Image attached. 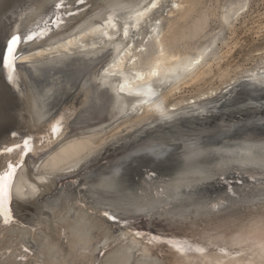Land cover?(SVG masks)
Returning a JSON list of instances; mask_svg holds the SVG:
<instances>
[{
  "label": "bare ground",
  "instance_id": "bare-ground-1",
  "mask_svg": "<svg viewBox=\"0 0 264 264\" xmlns=\"http://www.w3.org/2000/svg\"><path fill=\"white\" fill-rule=\"evenodd\" d=\"M22 1L17 32L50 31L21 44L18 93L0 71V173L23 162L12 184L15 221L0 217V264H261L264 133L218 143L179 137L175 167L127 183L118 181L121 165L138 150L158 159L167 132L103 153L133 130L198 121L189 129L203 131L212 119L230 130L235 114L264 120V96H250L264 92V47L251 68L230 60L248 1L67 0L60 8L59 0H0L1 21ZM236 90L249 97L224 103ZM11 123L18 136L5 130ZM9 145L20 147L2 153ZM105 210L159 239L135 236ZM168 240L206 252L182 254Z\"/></svg>",
  "mask_w": 264,
  "mask_h": 264
},
{
  "label": "water",
  "instance_id": "water-1",
  "mask_svg": "<svg viewBox=\"0 0 264 264\" xmlns=\"http://www.w3.org/2000/svg\"><path fill=\"white\" fill-rule=\"evenodd\" d=\"M25 7L23 1L20 3H17L13 6V12L14 14H11L8 21L5 20V18L1 21L2 16H0V55H5L6 56V45L9 41V39L11 38V36L15 33H18L16 30V19L19 18L22 9ZM30 31L25 32L24 34H29ZM31 34V33H30ZM20 47L21 45L18 47L17 49V57L20 55ZM16 64H17V59L15 61V68L14 71L9 73V71L3 67L2 64H0V71L2 72V78L5 81V83L9 86L12 87V91H14L15 93H18L17 91V87L12 85L14 84V79H15V75H16ZM11 76V79L9 78ZM244 115L242 116H238V115H233L232 116V120L234 119V121L236 119H240L243 118ZM252 113L250 114H245L244 117H250L248 119V121L244 124H239V123H234V125L231 126V129L228 130L226 128H224V126L221 125H217L216 123H210L209 121H206V128L201 131H191L190 129H195L198 124L200 122L196 121H192L193 124H187L177 128H172L170 126H163L161 127L160 131L157 130H153L151 128H144L143 130H141L140 132L143 133L142 137H140V139L143 138H148V135L153 134L154 133H163V132H167L164 135L166 136H162L164 138H162L164 140V143L167 144V148L166 150L159 156L158 159H156L155 161L149 157L148 153L145 150H138L137 152H133L132 157L125 161L122 165H121V169L120 172L118 174V181L121 183H127L129 181H131L132 179H134L135 177H137V175H139L141 172L145 173V172H153L151 169L154 167L158 172H162L165 170H170L173 167L176 166L177 162L175 161V159L172 157L173 152L176 151L177 149V143L174 142L175 140H177L179 137L183 138V137H193V135H198L199 137H205V141L208 143H218L220 142L224 137L226 136H232L235 133H238L239 131H249L252 133H264V120L263 121H256V120H252ZM254 117V116H253ZM258 122V123H257ZM187 127V128H186ZM204 127V126H202ZM5 130L8 132L9 131V135L10 136H18V132L16 131L17 127L14 123H11L10 125L4 127ZM181 128H186L185 130H180ZM190 128V129H189ZM149 129V130H148ZM178 129V130H176ZM56 134H58L57 132H55V136ZM130 141H127L125 143L122 144H114V146H108L107 150L103 153H111L112 151L115 152L117 151V149H125L130 145H133V143L136 140H132V138H130ZM139 139V140H140ZM138 140V141H139ZM24 144L21 143V146H23ZM6 148H13L15 150L16 145H9ZM4 148V149H6ZM19 148V147H18ZM4 149H2V153H11V152H7L4 151ZM26 154L31 153L32 151L28 150V148H26V150L24 151ZM7 165H9V163H7ZM7 170V168L5 169ZM220 183L219 184H227L230 181V178H225L222 180H218ZM15 218L13 217V219L8 222V223H4L5 224H9L11 222H14ZM118 224V226L120 227H132L131 229H135V232H141L144 236L147 237H157L156 235H158L157 233H154L153 231H150L148 228L145 227H141L140 225H138V223L135 221H131V222H127L124 223L121 220H116L114 221ZM132 224H136L132 225ZM159 238V237H158ZM18 260H25V258L19 257Z\"/></svg>",
  "mask_w": 264,
  "mask_h": 264
},
{
  "label": "snow or ice",
  "instance_id": "snow-or-ice-1",
  "mask_svg": "<svg viewBox=\"0 0 264 264\" xmlns=\"http://www.w3.org/2000/svg\"><path fill=\"white\" fill-rule=\"evenodd\" d=\"M76 4H84L85 0H75ZM67 5V0H59V3L57 7L60 8H66ZM67 15H73L71 11L66 13ZM63 21H59V23H62ZM59 23L57 26H59ZM47 31H50V29H46L45 31L38 32L35 34H23L21 35L20 33H15L11 36L9 39L7 45H6V56L5 55H0V64L5 67L9 73L14 71L15 68V61L17 59V49L22 43H27L29 41H32L36 39L38 36H43L46 34ZM11 79V76L9 77ZM30 141L29 140H24V148H28L30 151L31 149L28 147ZM16 147H20V145H17ZM14 149L13 148H6L4 151L7 152H12ZM23 152V149H21ZM26 154V153H25ZM23 162L20 161L17 165H12L9 164L7 167L6 171H3L0 173V217L4 218V222L8 223L13 219L12 216V210H11V201H12V184L14 177L17 172V168L22 164ZM102 215L106 217L110 221H116L118 218L115 215H110L107 210H105ZM135 236L139 237L143 235L141 232H135ZM158 237H151V240H158ZM168 244H172L180 253L184 254L190 251H196L201 253L202 255L205 254L206 249L204 248H192L191 246H183L180 244H176L175 242L168 240ZM261 264H264V244L261 245ZM221 252H223L225 255H228L226 250L221 249ZM207 264H224V261H208Z\"/></svg>",
  "mask_w": 264,
  "mask_h": 264
},
{
  "label": "rangeland",
  "instance_id": "rangeland-1",
  "mask_svg": "<svg viewBox=\"0 0 264 264\" xmlns=\"http://www.w3.org/2000/svg\"><path fill=\"white\" fill-rule=\"evenodd\" d=\"M221 1V3L223 2H227V1H230V0H220ZM231 1H239V0H231ZM248 1V5H249V7L248 8H246V10L245 11H247V9H248V12L249 13H247L248 15L246 16V22H245V24H243V25H241L240 24V22H237V25L239 26V27H237V30H236V34H235V38L236 39H238L239 40V44L236 46V48L234 49V52L231 54V56H230V60H231V62H232V64H236V63H240V64H243L244 63V65H246L245 66V68H251L252 66H254L253 64H256V59L258 58L257 56H258V53H259V50H260V52L264 49L263 47H264V29H262V30H257L258 28L256 27V26H259V23L260 22H262L263 20H264V0H247ZM251 10H250V9ZM251 12V13H250ZM250 14V15H249ZM253 14V15H252ZM258 15H261V16H258ZM250 16V17H249ZM249 17V18H248ZM253 17H254V19H253ZM260 17V18H259ZM257 18V19H256ZM252 19V20H251ZM253 21V22H252ZM257 22H259V23H257ZM254 23V24H253ZM218 26V22H217V20H215V21H213L212 22V24H211V29H210V31L211 30H213L214 28H216ZM249 27H251V28H249ZM256 29V31H255V29ZM245 28V29H244ZM253 28V29H252ZM249 29V30H248ZM246 30V31H245ZM255 31V32H254ZM226 32H227V30H226ZM258 32V33H257ZM262 32V33H261ZM228 33V32H227ZM257 33V34H256ZM261 33V34H260ZM246 34V35H245ZM237 36H238V38H237ZM248 42V43H247ZM263 49H262V48ZM258 48H260L259 50H258ZM262 52H264V50L262 51ZM260 54V53H259ZM250 56V57H249ZM249 57V58H248ZM252 57V58H251ZM248 58V59H247ZM255 58V59H254ZM246 59V61L247 62H245L244 60ZM252 59V60H251ZM252 61V62H251ZM252 65V66H251ZM260 66H264V62L260 65ZM238 90H240V89H238ZM238 90H236V92L235 93H233V94H231V96L229 97V96H227L225 99H226V101H224L223 100V102L224 103H226L227 105H232V104H234L235 102H239L238 100H240V101H242L243 99H246V98H248L249 97V94H245V95H243V94H241V93H239V91ZM237 92L240 94H238L237 95ZM254 93V92H253ZM235 94V95H234ZM262 95L264 96V92H260V93H258L257 94V96L256 95H253V94H250V96H252L254 99H256V98H258L259 99V96H260V98L262 97ZM240 96H241V98H240ZM244 96L246 97V98H244ZM234 97V98H233ZM251 97V98H252ZM233 98V99H232ZM243 98V99H242ZM233 102V103H232ZM242 105V103H240V105L238 106V107H240ZM233 106V105H232ZM235 107H237V106H235ZM231 109V108H230ZM235 115H237V114H235ZM239 116V115H238ZM213 120V119H212ZM212 120L210 121V123H212ZM135 133V134H132V133ZM136 132H138V133H136ZM124 134V135H123ZM122 134V137H120V140L119 141H121L119 144H122V143H125L127 140H128V138H129V140L128 141H130L131 139L130 138H132V140H136V141H138V139H140V137H142L143 135L141 134V133H139V130L138 131H136V130H133V131H131V133L130 132H128V133H123ZM138 134V136H136ZM133 135H134V137H133ZM141 135V136H140ZM124 136V137H123ZM127 136H129V137H127ZM132 136V137H131ZM135 136H136V138H135ZM126 137V138H125ZM137 137H139L138 139H137ZM122 139V140H121ZM125 139V140H124ZM125 142H124V141ZM118 143H117V145H118Z\"/></svg>",
  "mask_w": 264,
  "mask_h": 264
}]
</instances>
